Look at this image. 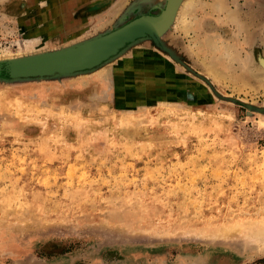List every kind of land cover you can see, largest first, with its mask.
Listing matches in <instances>:
<instances>
[{
  "label": "rangeland",
  "instance_id": "1",
  "mask_svg": "<svg viewBox=\"0 0 264 264\" xmlns=\"http://www.w3.org/2000/svg\"><path fill=\"white\" fill-rule=\"evenodd\" d=\"M134 1L0 0V59ZM177 8L161 39L180 61L146 40L91 73L0 82V264H264V0Z\"/></svg>",
  "mask_w": 264,
  "mask_h": 264
},
{
  "label": "water",
  "instance_id": "2",
  "mask_svg": "<svg viewBox=\"0 0 264 264\" xmlns=\"http://www.w3.org/2000/svg\"><path fill=\"white\" fill-rule=\"evenodd\" d=\"M179 1L181 4L182 0H177L172 8L170 0H163L162 5L156 1L143 11L142 7L148 1L135 0L121 13L117 23L103 31L67 45L0 59V82L58 80L91 73L146 40L180 61L179 56L161 39L175 20L173 12L178 9ZM152 9L159 11L151 14ZM131 14L134 16L128 18ZM254 108L264 111V108Z\"/></svg>",
  "mask_w": 264,
  "mask_h": 264
},
{
  "label": "bare ground",
  "instance_id": "3",
  "mask_svg": "<svg viewBox=\"0 0 264 264\" xmlns=\"http://www.w3.org/2000/svg\"><path fill=\"white\" fill-rule=\"evenodd\" d=\"M174 5V4H173ZM223 19V18H222ZM264 65V64H263ZM261 233V232H260ZM263 233V232H262Z\"/></svg>",
  "mask_w": 264,
  "mask_h": 264
}]
</instances>
